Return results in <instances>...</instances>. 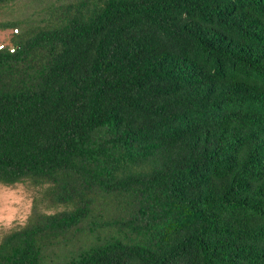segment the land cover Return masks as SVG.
Masks as SVG:
<instances>
[{"label":"trees","instance_id":"1","mask_svg":"<svg viewBox=\"0 0 264 264\" xmlns=\"http://www.w3.org/2000/svg\"><path fill=\"white\" fill-rule=\"evenodd\" d=\"M33 1L0 182L43 193L0 264H264V0Z\"/></svg>","mask_w":264,"mask_h":264},{"label":"rangeland","instance_id":"2","mask_svg":"<svg viewBox=\"0 0 264 264\" xmlns=\"http://www.w3.org/2000/svg\"><path fill=\"white\" fill-rule=\"evenodd\" d=\"M36 5L33 0H17L1 6L0 23L18 20L27 14L36 16L38 9ZM16 31L15 27L0 28V44L12 43L13 34ZM42 193L43 188L29 183L6 185L0 182V239L5 233L24 225L28 221L32 214L34 202L37 197H41ZM49 205L46 202L40 203L41 209L46 212L63 209L62 206L54 208L49 207Z\"/></svg>","mask_w":264,"mask_h":264},{"label":"built area","instance_id":"3","mask_svg":"<svg viewBox=\"0 0 264 264\" xmlns=\"http://www.w3.org/2000/svg\"><path fill=\"white\" fill-rule=\"evenodd\" d=\"M6 47V44H0V49H4ZM15 47L10 46V51H14Z\"/></svg>","mask_w":264,"mask_h":264}]
</instances>
